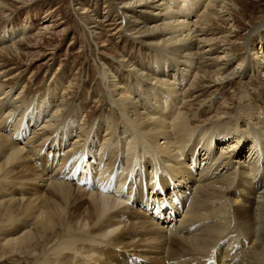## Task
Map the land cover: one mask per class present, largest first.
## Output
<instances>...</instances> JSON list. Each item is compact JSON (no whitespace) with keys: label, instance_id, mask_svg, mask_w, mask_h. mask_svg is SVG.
<instances>
[{"label":"bare ground","instance_id":"1","mask_svg":"<svg viewBox=\"0 0 264 264\" xmlns=\"http://www.w3.org/2000/svg\"><path fill=\"white\" fill-rule=\"evenodd\" d=\"M160 1H122L124 19L82 12L100 59L108 55L103 30L109 27L117 35L127 24L129 37L156 58L152 64L118 60L127 74L134 73L130 84L121 81L125 74L119 71L120 81L111 84L107 71L100 70L110 109L119 113L113 111L114 121L78 123L80 109L69 112L75 102V94L71 102L66 99L70 90L62 92L56 108V89L40 105L21 92L9 98L4 82L22 73L0 62V78L5 76L0 83V259L130 264L136 256L154 264H264V113L250 106L246 95L234 109L227 100L216 108L212 97L189 113L203 88L264 73V20L249 29L248 40L238 45L245 51L239 66L231 68L233 31L216 36L211 29L226 14L223 1ZM205 1L209 4L198 9ZM5 5L0 0V12ZM48 16L38 13L7 26L0 33V58H20L22 39H34L30 46L38 48L49 35L64 34L57 19L32 30ZM255 36H261L258 47ZM206 110L208 117L200 120ZM198 123L204 124L195 127ZM147 188L152 204L138 197ZM174 191L183 194L178 217L161 221L149 214V205L160 210Z\"/></svg>","mask_w":264,"mask_h":264},{"label":"rangeland","instance_id":"2","mask_svg":"<svg viewBox=\"0 0 264 264\" xmlns=\"http://www.w3.org/2000/svg\"><path fill=\"white\" fill-rule=\"evenodd\" d=\"M2 1L6 5L0 12L1 34H3L7 26H13V22L17 23L19 21L21 22L22 20H27L30 15L36 17L38 13L41 17L46 14L49 16L46 20L40 19L37 25L32 28L33 31L39 29L40 26H42L43 22H51L54 19H57L56 21L58 22L63 21L60 27L61 29H65L64 34H56L52 36L49 35L48 38H44L42 40L41 46H39L38 48H32L30 46V44L35 45L34 39L30 40L33 43L22 39V44L20 45V47L21 50H24L22 51V55L20 56V58H15L13 60L9 59V61L8 59L5 60L3 58H0V62L3 64L5 63V69H11V72L13 71V73H22L20 75V78L13 82L11 81L12 83L8 81L4 82L5 76H1L0 83L4 82L6 84L5 87L9 93V98H15L16 95L14 94L21 92L23 93L21 96L27 94L26 96L28 100L35 99V103L37 105H40L43 99L51 100V92L53 91V89H56V91H58L59 93H57V98H55L56 95L53 97V99H55V103L53 102L52 104V107L56 108L55 104L58 105V103H61L62 92L70 90L69 93L72 95L68 94L66 99L70 101L71 96L75 94V102L73 103V108L71 107L72 111L69 110V112H71V114H75V111L77 109H80L78 110L79 113L76 118L77 121H79L78 123L84 124L85 122H88V125L91 126L92 123H95L99 118L102 117H106L104 118L105 120L114 121L112 117L114 115L113 111L115 110L111 111L110 109L111 105L108 99L109 96L107 95V90L102 83V72L100 70H102L103 68L107 71V73L110 75L109 80H111V84H114L116 82L118 83L120 81L118 80V77H116L117 71H119V73L125 74L123 75V79H121V81L123 83L126 82L130 84L132 82V79L135 78V75L134 73L127 74V68H123V66H120L118 60L121 61L123 59H127L126 61H143L144 63L151 64L154 60H156V58L153 57L149 50H144V47L139 42H136L131 37H129L130 31L127 30L128 24L121 27L122 33H119L120 35H113L114 31H110L109 27H106L105 30H103L101 40L102 42L106 43L105 46L108 55L105 56L106 59H100L99 57L100 53L97 51L98 49L96 48L95 42L91 38L88 30V18H84V14H82V12L85 9H90L94 18L97 17L98 19H102L106 15H111L113 18L117 16L118 18L121 15L124 19L122 12H119L122 7V4L120 3L127 0ZM163 1L161 0L160 3ZM222 1L224 2V5H226V14H224L225 16H223L221 20L218 21L219 24H215L211 27V29L212 31H215L214 33H216V36H224L226 35V33L229 34L230 30L233 31L232 34L234 35V38L232 37L231 46H229V48L234 49L232 53L235 55V61L232 63L231 68H236L237 66H239L241 54L243 55L245 53V51L242 50L240 46L238 47V45L248 40V31L252 26L264 20V0H221V2ZM164 2L170 3L171 0H165ZM192 2L196 1L192 0ZM221 2L218 3V7L223 4ZM208 4L209 2L205 1L203 4L201 3L198 9L202 8L203 5L206 6ZM171 7L178 8L180 6H176V4L174 6V4L171 3ZM50 9L54 11L51 14L48 13ZM144 15L146 18V15L148 14H141V16H143V19ZM194 16V18H198L200 16L199 11L196 12ZM147 21L151 22L152 20ZM233 23L235 24V27L232 26L234 25ZM175 30H182V28L179 27ZM21 33L22 31L16 32L14 35L15 38L13 40L18 41L21 37ZM208 33H211V31H209ZM253 43L258 47L261 44V36H255L253 38ZM28 51H31V54H26ZM37 52H39V55ZM48 53H50V56H53L52 60H48ZM251 58H253V61H256L255 55L252 56V53ZM13 67H15L14 70H12ZM129 68H133V66ZM136 68L137 67H135V69ZM211 68L216 69V66H212ZM263 74V72H252L250 74L247 73V75L243 79L236 78L231 84H228L226 86H224V84H217L210 87L211 89L207 88V90H205L206 88H203L201 94L202 96H200L199 99L195 102L194 107L191 108L189 113H195L197 111L196 109H199L202 103L210 101L212 97L217 99V103L215 105L216 108L222 103V101L227 100L229 102V105H231L230 109H234L235 106H238L241 95H246L245 100L247 101V103H250V106H255V109L263 114ZM174 79V76L171 77V80ZM12 86L14 88H11ZM109 89L112 92L115 91L114 86L113 88L111 86V88ZM23 90L24 92H22ZM115 93L116 92H114V94ZM196 95H194L191 100L194 99ZM4 96H6V94L2 95V97ZM115 98L119 99V96L115 95ZM83 102L85 105H83L82 108H79L78 105H82ZM193 109L195 110L193 111ZM202 110L204 111L205 109ZM6 111L7 109L5 110V112ZM203 111H201L200 113H202ZM206 111L201 114L202 117L200 118V120L208 117L209 112ZM52 112L53 111L51 110L48 115H50ZM115 114L116 116H118L119 113L115 111ZM116 120L117 118L115 119V121ZM201 124L203 125L204 123L195 124V127H200L202 126ZM75 131L78 134L79 129H76ZM127 140L128 138L125 139V142H127ZM102 141L103 139L101 137V144ZM123 149H125L124 144ZM169 193L171 194L172 190L169 191ZM23 262L24 261L17 256H15L14 258L8 257L6 259H0V264H26Z\"/></svg>","mask_w":264,"mask_h":264}]
</instances>
